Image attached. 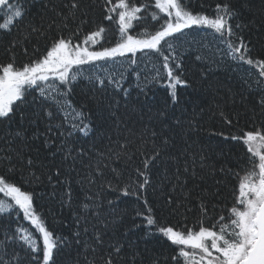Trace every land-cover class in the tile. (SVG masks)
Here are the masks:
<instances>
[{
  "label": "trees",
  "instance_id": "16d2710c",
  "mask_svg": "<svg viewBox=\"0 0 264 264\" xmlns=\"http://www.w3.org/2000/svg\"><path fill=\"white\" fill-rule=\"evenodd\" d=\"M134 2L138 6L149 4L148 13L155 12L167 19L154 7V0ZM187 2L194 13L206 14H214L217 3H230L237 12L232 21L234 29L236 24L241 25L235 31L248 43L253 57L264 56V0ZM20 3L23 18L16 20L10 29L0 30V65L14 62L22 66L46 54L53 38L61 35L67 38L78 29L74 43H81L98 26L105 27L106 33L92 48L99 50L116 43L119 26L104 19V0H81V9L74 20L69 18L67 28L63 27V14L58 13L62 10L66 13L65 5L71 0H20ZM84 12L87 15H82ZM6 19L5 12L0 11V24ZM148 23L153 25L150 31L158 27L150 15ZM32 27L45 35L33 32ZM142 28L143 25L136 26L130 32L136 34ZM183 33L174 34L178 39L173 41L174 55L182 65L177 71L186 81L185 85H177L175 104L166 86V76L165 82L153 80L154 68L162 61L155 55L137 53L136 63L120 58L123 68L103 61L95 67L81 66L83 75L73 82L66 99L72 108L88 117L87 135L73 130L72 116L66 121L65 111L54 101L44 100L38 89H28L26 102H17L19 107L10 114V121L0 120V161H3L0 175L33 195L36 212L44 218L48 229L62 238L53 254L55 264H104L110 252L115 264H174L171 257L176 254L175 246L150 229L143 216H137L138 211L144 210V199L161 222L183 223L187 216L189 226L199 215L202 195L210 214L217 200L220 202L217 212L225 202L228 207L232 206L233 188L238 195L239 184L233 173L244 174L238 167V158L247 150L230 137L239 135L240 129L258 126L264 118L258 106L261 92L254 81L246 82L249 66L222 55L224 45L214 38L211 30L193 26ZM251 71L258 75V70ZM112 74L120 81L119 88L107 79L102 86L95 78ZM90 75L92 80L88 79ZM260 87L264 88V84ZM40 107L46 111L40 113ZM47 112H52L55 119ZM34 113H40L35 121L30 119ZM226 118L232 121L230 125ZM17 132L23 135L16 136ZM69 132L72 134L68 135ZM165 139L168 143L149 173L150 184L142 192V198L123 195L124 186L137 179L136 170L142 169L143 161L153 155L154 145H161ZM122 144L128 145L127 152L132 159L109 160V150L119 151ZM29 159L30 167L27 166ZM178 168L181 183L187 179L183 191L179 187L173 190ZM98 169L103 175L98 174ZM138 179L143 182V177ZM108 181L112 183L111 188ZM189 192L191 196L185 199ZM88 197L96 198L99 207L85 210L83 205L90 203ZM169 197L176 203L169 206ZM0 199L11 202L5 193H0ZM180 203L184 206L178 208ZM186 208L191 211L186 212ZM17 225L28 227L39 239V233L20 212L18 217L13 214L0 218V241L4 240L5 231H15ZM97 234L102 237V243H97ZM9 244L11 252L13 248ZM113 245H122L119 256ZM3 251L0 244V258H4ZM20 256L22 264H28L30 258L24 252Z\"/></svg>",
  "mask_w": 264,
  "mask_h": 264
},
{
  "label": "snow or ice",
  "instance_id": "6c2138e0",
  "mask_svg": "<svg viewBox=\"0 0 264 264\" xmlns=\"http://www.w3.org/2000/svg\"><path fill=\"white\" fill-rule=\"evenodd\" d=\"M149 4L141 3L139 6L134 0H104V19L114 21L118 24V37L116 43L111 47H101L95 50L90 45H96L106 33V28L98 26L97 30L90 32L84 37L81 43H74V38L78 36L79 29L72 36L65 38H53L46 54L30 60L22 66H17L14 62L0 65V120H11L12 115L19 107L17 102H26L28 89H38L39 95L44 100L54 101L61 111H65V120L72 116V129L87 135L90 125L85 123L88 117L83 111H76L72 108L66 97L72 91L73 82L83 75L81 66L91 65L95 67L97 62L103 61L105 64H119L123 68V59H130L132 63L137 62V53L146 56L155 55L162 61L154 68L155 75L153 80L157 83L165 82L169 89V95L173 104L177 103V85H185L186 81L181 78L180 72L182 65L178 57L174 55L176 49L173 41L178 39L174 34L183 35L184 29L196 26L211 30L221 44L224 45L222 55L234 62L249 66L247 71V83H256L261 92L258 106L261 108V116L264 117V56L253 57L248 43L242 35L235 29L241 28L240 24L233 27L232 21L236 18L237 12L230 3H217L214 14L204 12H193L187 0H154V7L159 13L164 14L167 19L157 13H148ZM67 12L63 14V27H68L69 18H75L76 12L81 9V0H71L66 4ZM0 11L5 12L7 17L4 24H0V30L10 29V26L24 16V10L20 0H0ZM147 14V15H145ZM82 15H87L86 12ZM148 15L158 27L150 31L153 25L148 23ZM161 20L163 22L161 23ZM83 22V21H82ZM135 22V24H134ZM143 25L142 31L132 34L136 26ZM32 31L44 36L45 33L40 29L32 27ZM102 66V65H101ZM251 69L258 70V75H254ZM119 75L123 78V72ZM100 85H104L105 79L109 84L120 87V81L116 79V74L108 77H95ZM89 80L93 76H88ZM123 90V89H121ZM126 91V90H124ZM71 109V111H67ZM46 109L40 107V113ZM40 113H34L30 119L35 121ZM51 119H55L52 112H47ZM24 119V117H21ZM76 121H79L77 123ZM230 125L232 121L226 118ZM51 131V126L48 129ZM72 133L69 132L68 135ZM16 136H22V132H17ZM63 135V132H61ZM155 136V133H153ZM232 140L241 143L246 147V152L238 158V167L244 174L233 173L238 180L237 189L234 187L232 192V206L228 207L225 202L223 207H217V203L212 205L211 214L209 206L204 196L200 197L199 215L189 226L187 216L184 222H161L154 214V210L147 199L143 201V211H138L137 216H143L146 225L150 229H155L172 246L176 253L171 257L174 264H264V118L258 126H248L247 130L240 129L239 135H232ZM165 139L161 145H154L153 155L143 161V167L136 170L137 179L130 180L128 185L122 189L123 195H133L137 200L142 198V192L150 184L149 173L156 166L160 159L164 147L167 145ZM127 144L119 146V151L109 150L108 159L113 157L121 159L126 157L132 159V155L127 152ZM11 163V158H7ZM22 160V157H21ZM3 163V161H0ZM31 159L27 166H31ZM12 171V169H9ZM113 171H116L115 169ZM231 171V170H230ZM184 172H188L185 167ZM59 174V173H58ZM98 174L103 175L102 171ZM143 177V182L139 181ZM193 179L196 174L193 169ZM167 178V173H165ZM176 183L173 190L177 187L183 191L186 187L187 179L181 183L179 168L175 174ZM108 187H112L108 181ZM219 183V182H218ZM115 190V189H114ZM0 193H5L10 197L11 202L0 199V218L4 215L11 217L15 214L23 213V219L28 221L32 228L39 233V239L34 236L32 230L23 225H17L15 231L11 229L5 231V238L0 241L3 244V257L0 264H22L20 252H24L29 257L28 264H55L53 259L54 251L59 248L61 237L48 229L44 218L36 212L33 207V195L22 191L14 183L8 182L6 176L0 175ZM217 197L219 193L217 192ZM191 196L189 192L185 199ZM90 203L83 205L85 210L98 208L96 198L88 197ZM14 202V203H13ZM111 204V201H109ZM176 203L169 197L168 205ZM182 203L177 207H183ZM19 211H16V210ZM186 212L191 209L186 208ZM87 232V229H85ZM79 233H77V236ZM97 243H102V237L97 234ZM42 241V248L40 246ZM11 242L13 250L8 251ZM17 246L18 249L17 250ZM115 254L119 256L122 245L112 246ZM42 254V255H41ZM109 253L108 259L104 264H115Z\"/></svg>",
  "mask_w": 264,
  "mask_h": 264
},
{
  "label": "rangeland",
  "instance_id": "374dc122",
  "mask_svg": "<svg viewBox=\"0 0 264 264\" xmlns=\"http://www.w3.org/2000/svg\"><path fill=\"white\" fill-rule=\"evenodd\" d=\"M93 45H90V47H92Z\"/></svg>",
  "mask_w": 264,
  "mask_h": 264
}]
</instances>
